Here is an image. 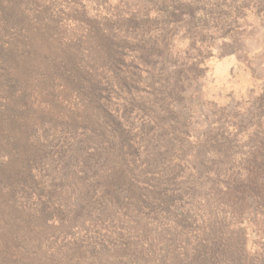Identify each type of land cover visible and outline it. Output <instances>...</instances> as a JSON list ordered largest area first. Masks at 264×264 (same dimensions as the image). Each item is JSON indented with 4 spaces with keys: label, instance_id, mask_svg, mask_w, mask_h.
<instances>
[{
    "label": "trees",
    "instance_id": "trees-1",
    "mask_svg": "<svg viewBox=\"0 0 264 264\" xmlns=\"http://www.w3.org/2000/svg\"><path fill=\"white\" fill-rule=\"evenodd\" d=\"M32 1L0 0V19L7 22L0 23V237L9 238L0 246V264H40L31 255L25 259L20 249L38 252L50 238L48 225L64 230L76 244L83 241L76 231H88L87 217L94 212L127 246L121 256L117 251H105L106 257L102 250L82 253L77 264H206L210 239L221 235L219 218L236 216L233 202L221 205L220 199L242 188L234 179V158L240 162L247 155L226 151L225 143L213 139L194 145L183 118L167 123L157 138L131 141L121 124L102 120L100 105H92L95 110L89 105L90 111L85 97L96 102L98 90L88 87L93 79L88 55L73 50L71 41L63 43L49 26L32 23ZM78 105L87 107L81 111ZM115 127L122 132L113 137ZM80 128L83 132L76 134ZM209 145L217 149L213 157ZM140 146L147 151L142 162L136 160ZM263 181L246 188V201L261 204V210ZM45 189L43 203L35 193ZM186 201L191 207L175 216L182 225L191 214L212 221L202 227L205 234L196 244L180 227L176 232L163 224L164 230L156 231L160 219L146 220L148 211H164L161 220L171 218L169 210L180 213ZM232 233L230 239L240 232ZM233 241L227 244L230 255L240 246Z\"/></svg>",
    "mask_w": 264,
    "mask_h": 264
},
{
    "label": "rangeland",
    "instance_id": "rangeland-1",
    "mask_svg": "<svg viewBox=\"0 0 264 264\" xmlns=\"http://www.w3.org/2000/svg\"><path fill=\"white\" fill-rule=\"evenodd\" d=\"M29 9L32 23L49 26L63 43L71 41L73 50L88 55L93 66L88 87L96 86L99 93L96 102L85 97L88 106L100 105L102 120L121 124L131 141L157 138L167 123L183 118L194 145L213 139L225 143L226 151L247 155L240 162L234 158V179L242 188L220 199L221 205L233 202L236 216L219 218L221 235L210 239L203 259L206 264H264V210L246 201V188L264 179V0H35ZM118 128H113V137L121 134ZM82 132L80 128L76 134ZM209 148L213 157L217 149ZM136 152L137 161L145 160L142 146ZM246 178L250 182L245 187ZM47 192L39 190L35 196L44 203ZM182 206L180 213L169 210L173 216L164 220L159 214L164 211L156 216L148 211L146 220L160 219L156 231L164 230L163 224L176 232L180 227L196 244L197 236L205 234L202 227L212 221L191 214L182 225L175 216L191 205L186 201ZM89 218L88 231H76L85 237L77 244L64 230L48 225L50 238L38 252L20 251L40 264H77L91 250L121 256L126 241L111 235L113 226L100 214ZM233 231L240 232L233 238L240 246L230 255L227 244L234 245L229 238ZM8 240L2 235L0 246Z\"/></svg>",
    "mask_w": 264,
    "mask_h": 264
}]
</instances>
